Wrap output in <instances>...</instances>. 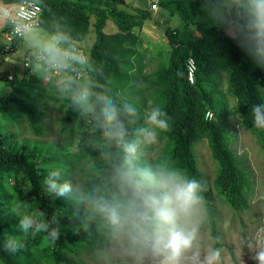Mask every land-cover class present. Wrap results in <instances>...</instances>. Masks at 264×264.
<instances>
[{
    "label": "trees",
    "instance_id": "obj_1",
    "mask_svg": "<svg viewBox=\"0 0 264 264\" xmlns=\"http://www.w3.org/2000/svg\"><path fill=\"white\" fill-rule=\"evenodd\" d=\"M18 1L1 0L5 4ZM31 1L41 9L39 27L50 35L66 33L72 38L71 45L77 44L83 49L89 83L69 77L67 84L60 87L58 76L52 77L37 69L41 74L14 76L0 90V264H75L78 255L101 238L110 239L116 230L125 231L134 247L144 250L149 247L150 243L137 239L130 220L124 219L129 193L121 184L117 170L123 165L125 153L122 142L103 134L97 94L109 96L118 107L124 101L135 103L142 114L149 105L146 99L166 110L170 117L169 129L158 135L159 140L165 139L166 148L154 163H148L139 154V146L134 165L153 172L178 167L200 181L204 189L201 199L204 217L200 228H209L214 248L220 249L213 191L202 178L194 146L207 140L217 167L214 186L218 196L235 214L247 209L252 177L232 146L234 133L226 113L224 93L220 90V73L224 72L228 93L236 100L235 112L240 117V125L256 137L264 152V130L253 127L251 113L254 104L264 103V58L255 55L256 45L244 7L246 0H159L170 13L179 14L185 27L201 12L203 5L217 6L221 11L216 25L198 23L195 35L188 34L185 28L181 31L167 26L166 64L147 74L144 71L149 62L144 59L146 51L142 46V27L150 18L146 8L126 0ZM107 20H112L117 30L106 32ZM91 31L94 40L89 48H84L81 43ZM189 57L195 65L192 82L187 74ZM84 88L92 93L89 103H77ZM56 105L62 110V131L69 134L55 158L44 153L47 152L44 147L11 144L15 143L14 127L21 120L36 135H41L44 132L42 107ZM207 109L213 112L212 119L205 118ZM81 113L78 134H73L72 126ZM120 118L128 130L125 140L131 141L134 130L142 126L143 120L130 123L126 117ZM87 161L92 164L90 170L84 182L76 187L64 171ZM51 168L62 171V178L73 184L70 198H55L46 192L43 180ZM78 193L92 194L115 207L122 217L121 224L113 225L106 215L92 211L78 199ZM20 201L27 202L30 210L45 212L48 218L59 214L61 235L55 244L46 243L44 234L25 237L19 230L11 208ZM9 237L25 240V247L16 253L6 251L4 243Z\"/></svg>",
    "mask_w": 264,
    "mask_h": 264
},
{
    "label": "clouds",
    "instance_id": "obj_2",
    "mask_svg": "<svg viewBox=\"0 0 264 264\" xmlns=\"http://www.w3.org/2000/svg\"><path fill=\"white\" fill-rule=\"evenodd\" d=\"M244 7L249 16L248 28L256 45L255 55L264 58V0H246ZM4 10L0 7V14ZM71 39L66 33H54L47 38L31 37L46 62L54 67H66L68 61H87V57L81 58L71 48ZM64 44L69 46L62 47ZM91 95L90 92L82 93L77 103H89ZM95 99L100 105L98 118L103 134L116 139L118 143L122 142L125 153L123 165L117 170L121 184L129 193L124 219L130 220L137 239L144 243L153 242L157 231L163 230L165 264H179L181 257L193 248L197 238L198 229L189 225V217L194 206L204 198L203 185L178 167L153 172L134 165L142 139L154 143L160 132L169 129L168 113L162 106L152 105L142 114L135 103L128 101L118 107L112 98L104 94H97ZM251 113L253 127L264 130V103L254 104ZM121 116L126 117L130 123L143 120L142 126L134 130L131 141L125 140L128 130ZM43 185L46 192L55 198H70L74 192L73 184L62 178L61 171L55 168L48 170ZM78 199H82L92 211L106 215L113 225L121 224V215L108 202L92 194L78 193ZM11 212L17 218L18 228L25 237L34 238L44 234L42 238L49 244H55L60 238L59 214L54 213L48 218L43 211L30 210L25 201L15 203ZM246 245L252 253L251 260L255 264H264V226L256 230ZM24 247L25 240L15 237H9L4 243V249L11 253ZM220 258L221 249H210L204 264H219Z\"/></svg>",
    "mask_w": 264,
    "mask_h": 264
},
{
    "label": "rangeland",
    "instance_id": "obj_3",
    "mask_svg": "<svg viewBox=\"0 0 264 264\" xmlns=\"http://www.w3.org/2000/svg\"><path fill=\"white\" fill-rule=\"evenodd\" d=\"M158 8L159 13L165 16L155 17L156 20L153 21L156 29L154 32L155 45L149 44L145 38L142 45L146 51L144 59L149 62L145 68V74L157 69L161 64H166L169 50V44L165 34L167 26L177 28V30L181 31L185 28L188 34L195 35L197 33L198 23H202L205 26L216 25L217 21L219 22L218 12L221 11L217 6L203 5L201 12L196 14L193 20L188 21L185 27L184 23L180 22V16L177 12L170 13L169 10L163 8L160 4ZM147 29L148 24H145L143 30L147 31ZM104 30L106 32H112L117 30V26L112 20H107L104 25ZM32 36L47 38L50 34L40 27L33 28L16 49L8 53L6 57L21 64L26 50L29 48H37L35 43L29 38ZM93 40L94 33L91 31L86 40L81 43V46L89 48ZM36 73L41 74V72ZM220 74V90L224 93L223 100L226 103V113L234 133L232 146L235 152L243 158L244 166L250 171L252 177L247 209L235 214L226 202L218 196L214 186L217 167L210 153L207 140L203 139L197 142L194 150L199 169L203 176L202 178L213 191L214 204L219 220V235L222 243L219 264H243V262L244 264H255L250 258L252 253L247 247L246 242L251 239L259 227L264 226V152L257 142L256 137L241 127L240 117L235 112L236 100L227 90V76L224 72ZM42 75L44 80H48L44 74ZM142 81L143 77L140 79V82ZM8 83L7 80L0 77V90L7 87ZM146 102L149 104L146 107L147 109L152 104L149 99H146ZM42 110L43 117L41 122L44 126V132L41 135H36L30 129L27 122L21 120L14 127L13 132L15 135L13 140L15 143L11 144L18 145V143H27L29 145H35L38 149L44 147V151L47 152H43L49 155H55L53 156L55 158L58 155L59 149L64 147L69 132L62 131L60 125L62 110L58 105L42 107ZM82 115V113L79 114L74 121L71 130L73 134H78V125ZM74 139L77 140V137ZM140 146L139 154L142 155L143 159L148 163H154L166 148L167 143L164 138L160 140L157 138L154 143L144 140ZM91 165L89 161L75 164L65 169L64 172H67V179L71 180L78 187L86 179ZM203 217V202L201 200L194 206L189 217V225L195 226L198 229L197 238L194 241L193 248L181 257L179 264H204L208 251L214 248V241L209 236V228H200ZM163 240L164 232L163 230H159L153 242L144 250L141 247H134L130 236L125 231L116 230L110 239L101 238L99 243L88 247L83 253L78 255L79 258L75 264H165L166 252L162 246Z\"/></svg>",
    "mask_w": 264,
    "mask_h": 264
},
{
    "label": "built area",
    "instance_id": "obj_4",
    "mask_svg": "<svg viewBox=\"0 0 264 264\" xmlns=\"http://www.w3.org/2000/svg\"><path fill=\"white\" fill-rule=\"evenodd\" d=\"M149 9L152 11L158 10L159 0H147ZM5 10L0 16L5 17L6 24L3 30L0 31V63L10 53L16 42L23 39L33 28L39 27L40 6L31 0H20L11 4L2 5ZM63 45L62 47H68ZM74 52L81 58L86 57L85 52L77 44L71 45ZM85 62L68 61L66 67H54L46 62V58L42 56L38 48L29 49V57L23 61V66L27 70V74H33L40 69L42 72L55 77L58 76L60 85H66L69 77L75 80L83 79L85 84L89 83L87 71L84 68ZM187 74L188 80L193 81L194 61L191 57L187 59ZM39 70V71H40ZM7 79H13L11 73L7 74ZM86 92L85 88L82 93ZM213 112L209 109L205 112V118L212 119Z\"/></svg>",
    "mask_w": 264,
    "mask_h": 264
},
{
    "label": "crops",
    "instance_id": "obj_5",
    "mask_svg": "<svg viewBox=\"0 0 264 264\" xmlns=\"http://www.w3.org/2000/svg\"><path fill=\"white\" fill-rule=\"evenodd\" d=\"M126 1L127 2H133V3H135L136 5H138L141 8H146L150 12V18H147L144 21V24H143V27H144L145 24H148V29H147V31H145V30H143V27H142V36H143V40L145 38L146 41H148L149 44L155 45L154 32H155L156 29H155V26H154L155 24L153 23V21L156 20L155 17H161L164 14L161 15L159 13L160 11H158V10H156V11L150 10L149 9V2L147 0H126ZM7 4H11V3H7ZM2 5H5V3H2L1 0H0V7ZM5 24H6L5 17L0 16V31L4 29ZM29 38L31 39V37H29ZM23 40H24V38L19 40V41H17L15 46H14V48H13V50L11 52H13L16 49V47L20 44V42H22ZM29 49L26 50L25 56L23 57L21 64H19L17 61H15V60H13L11 58L5 57L3 62L0 63V77L3 78L4 80L8 81V79H7V74L8 73H11L13 75V77L14 76L21 77L24 74H26L27 70L23 66V61L26 58L29 57Z\"/></svg>",
    "mask_w": 264,
    "mask_h": 264
}]
</instances>
